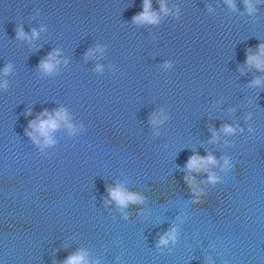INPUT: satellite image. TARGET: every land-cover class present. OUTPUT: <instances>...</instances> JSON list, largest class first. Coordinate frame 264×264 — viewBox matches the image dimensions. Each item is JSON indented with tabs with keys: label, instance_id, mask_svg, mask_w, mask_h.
<instances>
[{
	"label": "water",
	"instance_id": "1",
	"mask_svg": "<svg viewBox=\"0 0 264 264\" xmlns=\"http://www.w3.org/2000/svg\"><path fill=\"white\" fill-rule=\"evenodd\" d=\"M144 3L0 0V264H264V0Z\"/></svg>",
	"mask_w": 264,
	"mask_h": 264
},
{
	"label": "clouds",
	"instance_id": "2",
	"mask_svg": "<svg viewBox=\"0 0 264 264\" xmlns=\"http://www.w3.org/2000/svg\"><path fill=\"white\" fill-rule=\"evenodd\" d=\"M231 2V0H230ZM162 10L167 12L168 8L166 5H162ZM252 10V6L249 3V11ZM134 20L137 23L141 22H147V23H155L158 22V16L156 13H154L151 9V0H145L144 3V11L139 13L137 16L134 17ZM33 34L38 35L36 33L35 29L33 30ZM18 36L21 38H26L27 34L23 31L21 28L18 31ZM55 60V57L50 54L49 59L44 60L41 62L40 67L47 71V72H52L53 69L55 68V64L52 62ZM248 62L249 64H255V66L261 70H264V45H260V52L257 55H249L248 57ZM58 63V61H56ZM11 69V66H7L5 68V73H8ZM255 83H260L259 79L255 81ZM6 86V85H5ZM47 114L48 119H39V122L36 120H33L30 123V126L32 128H35L39 133L43 136L46 137V143H54L52 140L51 136L49 135L51 130H55L60 126L59 122L63 120H67V112L64 109H60L56 112V117L53 118L50 113L45 110V113H42L41 116ZM71 127V125H69ZM224 131L227 133H232L235 131V128L232 127L231 125H225L224 126ZM29 135H33V133H29ZM217 163L216 158L209 154L207 157H201L199 155H193L189 161H188V168L195 170V171H200L203 168H206L207 165L209 164H215ZM228 165V160H225V166ZM194 179V178H192ZM209 179L212 182H215L218 177L215 174H211ZM111 197L116 200V202L121 205L126 207L129 203H137L142 201V197L136 193L129 192L127 189H125L123 186H116L115 188H110L109 189ZM171 237L173 240L176 238V232L175 230H172L171 232L165 234V236L161 239L160 243L161 244H166L168 243V238ZM65 264H90V261L87 259V255L85 252L81 251L78 253H75L67 259Z\"/></svg>",
	"mask_w": 264,
	"mask_h": 264
}]
</instances>
